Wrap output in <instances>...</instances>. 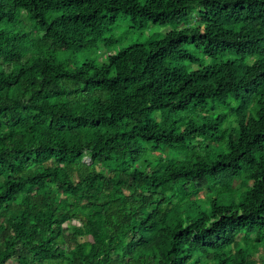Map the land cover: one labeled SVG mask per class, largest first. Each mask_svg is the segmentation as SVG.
Listing matches in <instances>:
<instances>
[{
  "label": "trees",
  "instance_id": "1",
  "mask_svg": "<svg viewBox=\"0 0 264 264\" xmlns=\"http://www.w3.org/2000/svg\"><path fill=\"white\" fill-rule=\"evenodd\" d=\"M0 264H264V0H0Z\"/></svg>",
  "mask_w": 264,
  "mask_h": 264
},
{
  "label": "rangeland",
  "instance_id": "2",
  "mask_svg": "<svg viewBox=\"0 0 264 264\" xmlns=\"http://www.w3.org/2000/svg\"><path fill=\"white\" fill-rule=\"evenodd\" d=\"M143 1L144 0H142V2ZM178 29L179 28L177 26H173V25L162 26V27H155L153 25H148L145 26L144 28H137L130 21V19L121 17L117 21V24L114 27V29L105 36L106 39L114 38L115 44H112L110 48L104 50L102 54H97V51H95V53L89 54V58L98 63L104 62L109 53L110 54L117 53L119 50L134 44H145L146 42L149 41L152 42L163 39L169 32ZM183 64L189 65L188 62H184ZM200 65H201L200 63L190 65L188 66V70H196L200 67ZM85 161L91 163V159H89V157H86ZM73 223L75 224L76 221H74ZM87 235H88L87 236L88 239H91L90 234L88 232ZM84 239L86 240L87 238Z\"/></svg>",
  "mask_w": 264,
  "mask_h": 264
},
{
  "label": "bare ground",
  "instance_id": "3",
  "mask_svg": "<svg viewBox=\"0 0 264 264\" xmlns=\"http://www.w3.org/2000/svg\"><path fill=\"white\" fill-rule=\"evenodd\" d=\"M234 77V76H233ZM165 133V132H164Z\"/></svg>",
  "mask_w": 264,
  "mask_h": 264
}]
</instances>
